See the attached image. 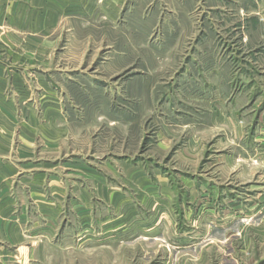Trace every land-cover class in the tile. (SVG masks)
<instances>
[{
	"label": "rangeland",
	"instance_id": "obj_1",
	"mask_svg": "<svg viewBox=\"0 0 264 264\" xmlns=\"http://www.w3.org/2000/svg\"><path fill=\"white\" fill-rule=\"evenodd\" d=\"M136 1L123 0L116 22L100 8L85 16V0L59 3L57 20L41 22L35 58L27 41L26 62L40 53L42 66L25 69L7 101L67 131L56 148L34 141L47 205L20 185L25 211L12 215L25 249L10 245V264H264V154L245 132L254 125L264 142L262 54L241 47L238 17L210 21L233 14L226 0H184L191 21L180 50H168L159 24L144 34ZM161 1L143 14L177 7ZM203 181L241 190L250 209L231 210L225 197L205 209L207 200L185 194ZM53 185L63 193L52 195Z\"/></svg>",
	"mask_w": 264,
	"mask_h": 264
},
{
	"label": "crops",
	"instance_id": "obj_2",
	"mask_svg": "<svg viewBox=\"0 0 264 264\" xmlns=\"http://www.w3.org/2000/svg\"><path fill=\"white\" fill-rule=\"evenodd\" d=\"M98 1L100 2L95 4L94 0H85V16L91 14L93 9L95 11L96 8H100V10H103L101 14L106 16V18L115 22L120 19L124 5L123 0ZM175 1L176 8L166 13H157V17L151 11H145V15L143 14L144 9H147L153 3V0H138L135 3V8L139 13L137 19L143 21L141 26H145L144 34L150 35L155 31L156 24L161 25L160 30L162 31L160 32L162 36H168V50H173L176 47L175 45H177V50H180L179 46L185 41L191 21V17L184 10L185 1ZM158 2L163 4L161 0H158ZM211 2L214 3L215 0ZM59 3L67 4L69 2L68 0H0V264L11 263L10 245H14L18 252L25 249V243L19 233V224L17 226L15 221L16 214L12 215L13 212L17 211L18 217L21 218V213L25 211V204L20 199V185H22L24 190L27 186L29 189L33 188L32 192L29 190V196L34 197V202L37 200L38 206L47 205V203L39 201L42 196L39 182L44 178L46 170L39 167L41 164L31 162L29 158L33 150L34 141L43 139L45 143L56 148L58 146L57 142L67 131L65 130L66 126L63 124H54L53 120L50 119L46 120L43 118L44 120H40L30 108L23 107L25 112L21 113L22 111L14 107L12 102H8L10 100L6 96L10 84H18L25 79V69L41 68L40 53L37 55V63L34 60L36 57L35 53L41 51V40L39 38L42 33L41 22L57 20L60 13ZM226 3L227 7L233 9V14L225 13L222 15L216 13L215 15H210V21L216 20L218 14L221 17L220 23L221 20H225L228 23L238 17L240 23L237 26V32L241 35V47H250L247 51L251 50L252 54L258 57V60L260 54H262L264 63V0H226ZM105 4L109 5V7L107 8ZM165 5L168 6L167 4ZM235 9L239 10L235 11ZM206 19V14L201 16L202 22L206 21ZM202 22H200V27H202ZM202 31H200V36L204 35ZM214 35L216 36L215 33L210 31V36ZM27 41L32 45L28 49L29 52L33 51L34 53L33 61H29V63L26 62ZM36 46L38 47L37 49ZM164 46L165 44L163 45V50H166ZM205 48L202 50H205ZM209 50H216L213 42L209 43ZM192 60L195 62V66H202V61H198L197 58ZM211 62L213 63H210V67L218 66L216 61L211 60ZM254 62L257 64L256 61ZM40 78L39 76L38 80H41ZM260 79L262 80V77ZM52 115L56 119L59 118L56 111ZM21 116H26L27 118H22ZM61 120L59 119L60 123ZM247 131L249 132L247 135L250 138L249 142L253 144L254 141L258 152L264 154V142H261L260 139L258 141L255 136L256 127L253 125L249 129H245V132ZM14 136L18 138L17 142L13 138ZM29 173L32 174L33 183L27 182L29 181V178H27ZM52 179H58L57 175H48V180ZM49 188L52 195L63 193L60 187L53 185ZM240 191H235L233 188L218 187L214 181H203L199 186L195 182L189 183L185 194L188 197L194 195L193 197L196 199L201 198V201L207 200L204 202H209V205L204 206L208 210H211L210 208L216 210L220 206L219 202L224 197L229 199L226 207L231 210H237L241 207L250 209V199L248 196L247 198L244 196L240 198ZM257 193V197L263 196L264 189L262 191L259 190ZM236 199L239 202L235 203L234 200ZM258 202H261V199ZM48 204L52 205V203ZM199 207L201 208V205ZM255 207L252 206V209L255 210ZM260 207L259 203L256 210ZM19 260L20 256L18 262H20ZM231 260L235 264V259L231 258Z\"/></svg>",
	"mask_w": 264,
	"mask_h": 264
}]
</instances>
